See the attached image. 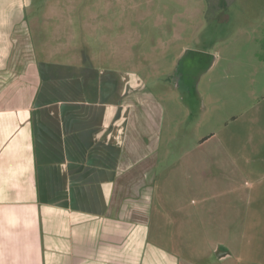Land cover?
Here are the masks:
<instances>
[{"label": "crops", "instance_id": "0c3cea01", "mask_svg": "<svg viewBox=\"0 0 264 264\" xmlns=\"http://www.w3.org/2000/svg\"><path fill=\"white\" fill-rule=\"evenodd\" d=\"M37 1L0 0V264H199L180 248L200 223L214 261L256 255L264 140L255 114L232 140L245 167L226 165L227 138L170 153L177 127L148 77L121 54L94 52L100 25L73 22L83 9Z\"/></svg>", "mask_w": 264, "mask_h": 264}, {"label": "rangeland", "instance_id": "374dc122", "mask_svg": "<svg viewBox=\"0 0 264 264\" xmlns=\"http://www.w3.org/2000/svg\"><path fill=\"white\" fill-rule=\"evenodd\" d=\"M37 2L41 8L83 9V14L72 15L73 22L100 25V49L96 44L94 52L106 57L121 54L126 60L121 65L141 70L148 77L170 110L173 130L177 127L176 137L167 145L170 153L176 146L174 155L185 156L211 137L222 142L227 138L231 158L226 165H248L239 158V151L234 153L241 150L239 141L232 140L241 136L247 110L255 114L256 137L264 140V105L258 108L264 98V0ZM117 43L119 48L115 49ZM261 152L263 155V147ZM200 161L201 165L206 163L204 167L211 162L208 157ZM255 165L256 160L250 162V166ZM199 178L207 183L206 176L195 180ZM185 183H191L187 176ZM181 190L188 191L187 185ZM186 196L182 200H188ZM207 225L195 226L196 239L185 234L188 236L180 248L184 258L198 254L199 264H264V238L254 240L256 255L234 252L214 261V240L205 231Z\"/></svg>", "mask_w": 264, "mask_h": 264}]
</instances>
